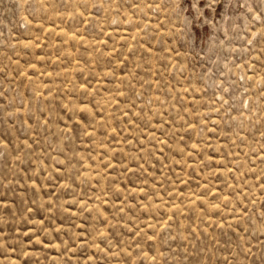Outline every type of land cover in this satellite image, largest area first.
I'll use <instances>...</instances> for the list:
<instances>
[{"label": "rangeland", "instance_id": "rangeland-1", "mask_svg": "<svg viewBox=\"0 0 264 264\" xmlns=\"http://www.w3.org/2000/svg\"><path fill=\"white\" fill-rule=\"evenodd\" d=\"M209 3L0 0V264H261L264 0Z\"/></svg>", "mask_w": 264, "mask_h": 264}, {"label": "snow or ice", "instance_id": "snow-or-ice-1", "mask_svg": "<svg viewBox=\"0 0 264 264\" xmlns=\"http://www.w3.org/2000/svg\"><path fill=\"white\" fill-rule=\"evenodd\" d=\"M25 2H27V0H25ZM38 2H40V0H38ZM226 3L228 4V6H231V0H226ZM221 4V0H210V3L208 4V7L209 8H216L218 5ZM133 7H139L138 4H134V5H131ZM149 7H151V5H149ZM249 11H252V9H249ZM255 20H259V21H262L260 27H261V31L259 33H256V32H253V38L254 39H257V43L264 46V10H261L259 12L256 13L255 17H254ZM249 44H252L253 41L252 39H250L248 41ZM264 50V49H262ZM85 109H81V111H84ZM41 223H43L41 221ZM261 264H264V260H262Z\"/></svg>", "mask_w": 264, "mask_h": 264}, {"label": "bare ground", "instance_id": "bare-ground-1", "mask_svg": "<svg viewBox=\"0 0 264 264\" xmlns=\"http://www.w3.org/2000/svg\"><path fill=\"white\" fill-rule=\"evenodd\" d=\"M117 19H118V18H117ZM67 39H68V38H67ZM55 245H56V244H55ZM47 246H48V245H47ZM47 246H46V247H47ZM52 246H53V245H52ZM49 247H51V246H49ZM58 247H59V246H58ZM56 248H57V247H56Z\"/></svg>", "mask_w": 264, "mask_h": 264}]
</instances>
